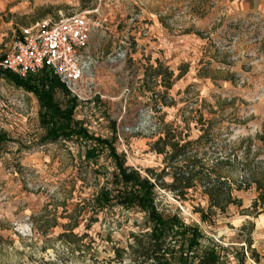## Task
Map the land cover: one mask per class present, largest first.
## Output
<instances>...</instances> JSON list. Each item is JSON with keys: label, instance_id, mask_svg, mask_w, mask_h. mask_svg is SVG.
Listing matches in <instances>:
<instances>
[{"label": "rangeland", "instance_id": "1", "mask_svg": "<svg viewBox=\"0 0 264 264\" xmlns=\"http://www.w3.org/2000/svg\"><path fill=\"white\" fill-rule=\"evenodd\" d=\"M81 12L94 23L90 48L103 64L96 89H79L75 118L95 136L111 138L115 129L128 165L160 173L164 142L155 144L168 131L194 141L188 156L224 182L244 180L250 138L248 159H264L255 139L264 131L262 16L232 0H0V58L22 26ZM158 65L163 74L154 79ZM67 97L56 93L62 105ZM40 109L34 92L0 77V264H135L129 244L132 233L149 230L144 212L115 205L96 213L94 198L115 165L82 138L44 143ZM153 180L160 210L203 231L189 264L210 251L219 264H264L255 185L236 192L241 206L203 220L196 210L207 211L210 200L202 184L183 199L161 184L172 173Z\"/></svg>", "mask_w": 264, "mask_h": 264}, {"label": "trees", "instance_id": "2", "mask_svg": "<svg viewBox=\"0 0 264 264\" xmlns=\"http://www.w3.org/2000/svg\"><path fill=\"white\" fill-rule=\"evenodd\" d=\"M162 74L160 65L152 71L154 79ZM0 77H6L17 86L24 87L37 95L41 106L40 120L46 130V134L42 137L44 143L82 138L84 143H95L97 156L105 152L107 158L111 159L115 169L109 182L101 187L95 196L93 209L98 213L105 208L119 205L126 209H139L144 212L149 230L142 234L132 233L133 242L129 244L130 254L135 264H189L190 253L200 247L204 236L199 226L186 223L178 214L165 215L160 210L156 202L158 182L153 179L161 181L165 174L172 173L173 181L166 184L162 180L161 184L180 192L183 199H186L190 190L202 184L204 193L210 200L207 211L204 208L196 210L200 212L203 220L216 214L217 209L226 213L230 205L241 206L242 201L236 192L250 188L252 185H255L258 192L254 206L259 203L264 205V159L258 162H255V159H248L252 152L253 139L251 138L244 150L246 158L241 163L245 171L244 180L241 182L228 183L224 182L226 180H221L222 176L215 168L208 169L197 157L188 156L189 147L194 141L177 140L169 131L155 144L157 146L160 142H164V146L158 148V152L166 155V166L160 173L155 172L153 168H147L149 176H144L139 169L127 164L126 153L118 151L115 129L111 138L95 136L76 120L75 109L78 105L76 96L69 94L66 86L58 77L51 74L49 69L45 68L28 78H20L9 71L0 69ZM172 77V72H169L167 80L163 79L168 87L172 86ZM59 91H63L68 96L65 105L56 99V93ZM205 135L204 133L196 141H201ZM255 139L261 145L256 155L264 154V131L258 132ZM3 141H6V138L1 135L0 143ZM167 146L171 149L167 150ZM85 158L90 160L92 156L86 152ZM179 161L184 164L179 163L173 167L175 162ZM169 166L172 171L167 170ZM224 184H227L226 189ZM65 234L66 232L63 233ZM199 263L219 264L217 255L213 251L202 257Z\"/></svg>", "mask_w": 264, "mask_h": 264}, {"label": "built area", "instance_id": "3", "mask_svg": "<svg viewBox=\"0 0 264 264\" xmlns=\"http://www.w3.org/2000/svg\"><path fill=\"white\" fill-rule=\"evenodd\" d=\"M94 28L84 12L22 26L2 55L0 69L28 78L47 68L69 94L78 96L80 88L92 93L103 64L102 54L90 48Z\"/></svg>", "mask_w": 264, "mask_h": 264}, {"label": "crops", "instance_id": "4", "mask_svg": "<svg viewBox=\"0 0 264 264\" xmlns=\"http://www.w3.org/2000/svg\"><path fill=\"white\" fill-rule=\"evenodd\" d=\"M232 2L237 8L246 11H254L264 18V0H232ZM257 230V234L260 233V238L264 242V214L260 215V218H258ZM253 245L254 244H252V246ZM262 256L264 257V250H262ZM262 259L264 260V258Z\"/></svg>", "mask_w": 264, "mask_h": 264}, {"label": "water", "instance_id": "5", "mask_svg": "<svg viewBox=\"0 0 264 264\" xmlns=\"http://www.w3.org/2000/svg\"><path fill=\"white\" fill-rule=\"evenodd\" d=\"M199 264H207V263H199Z\"/></svg>", "mask_w": 264, "mask_h": 264}]
</instances>
